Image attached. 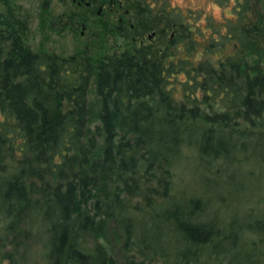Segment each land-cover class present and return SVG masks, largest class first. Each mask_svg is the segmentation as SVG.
<instances>
[{
	"label": "trees",
	"instance_id": "16d2710c",
	"mask_svg": "<svg viewBox=\"0 0 264 264\" xmlns=\"http://www.w3.org/2000/svg\"><path fill=\"white\" fill-rule=\"evenodd\" d=\"M101 1L129 46L90 56L33 50L0 0V255L264 264V0Z\"/></svg>",
	"mask_w": 264,
	"mask_h": 264
},
{
	"label": "rangeland",
	"instance_id": "374dc122",
	"mask_svg": "<svg viewBox=\"0 0 264 264\" xmlns=\"http://www.w3.org/2000/svg\"><path fill=\"white\" fill-rule=\"evenodd\" d=\"M14 2L20 5L23 12L27 13V29L24 37L26 43L33 50L51 51L59 55L84 50L90 56H95L113 51L118 52L125 46H129L126 36L112 30V26L116 27L118 24H116L117 12L110 10L106 3L101 0H91L92 5L89 8L77 6L71 0H14ZM170 2L181 7L184 5L201 6L204 12L210 13L214 18L220 17L221 8L209 0H170ZM99 4L101 5L100 13L97 14L95 10ZM71 12L75 14L72 27L63 25L62 20ZM75 16L78 17V20H75ZM82 21L83 27H81ZM145 37L146 34L141 35L136 43L144 40ZM181 175L182 180L177 178V182H180L177 186L185 190L198 192L206 182L214 183L213 177L206 181L205 175L198 169H182ZM258 184L259 182H253L254 189L251 193L248 191V195L256 196L261 204H264V194L255 190ZM212 188V185L207 187L210 191ZM245 234L250 240L257 241L253 233L247 232ZM90 237H85V241L89 245L94 241ZM6 248L10 247L6 246ZM115 256L118 257V264H123V258L119 252H116ZM42 263V258L33 253L19 256L16 252L12 257L0 255V264ZM144 264H161V262L157 257H153L150 260H144Z\"/></svg>",
	"mask_w": 264,
	"mask_h": 264
},
{
	"label": "flooded vegetation",
	"instance_id": "af4514ba",
	"mask_svg": "<svg viewBox=\"0 0 264 264\" xmlns=\"http://www.w3.org/2000/svg\"><path fill=\"white\" fill-rule=\"evenodd\" d=\"M14 1V0H13ZM72 2H74L75 3V5H77V6H82L83 8H89L90 7V5H92L91 4V0H71ZM20 6V5H19ZM100 4L97 6V8H96V10H95V12L97 13V14H99L100 13ZM75 14H74V12H71V13H69V14H67V16L65 17V19H63L62 20V24L63 25H70V27H72V24L74 23V21H73V16H74ZM75 18V20H78V17H74ZM84 25H83V21L81 22V27H83ZM81 32V31H80Z\"/></svg>",
	"mask_w": 264,
	"mask_h": 264
},
{
	"label": "water",
	"instance_id": "95a60500",
	"mask_svg": "<svg viewBox=\"0 0 264 264\" xmlns=\"http://www.w3.org/2000/svg\"><path fill=\"white\" fill-rule=\"evenodd\" d=\"M152 33V32H151ZM147 36H149V35H147Z\"/></svg>",
	"mask_w": 264,
	"mask_h": 264
}]
</instances>
